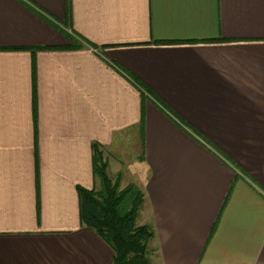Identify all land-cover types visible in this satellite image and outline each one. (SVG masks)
<instances>
[{
    "label": "crops",
    "instance_id": "crops-1",
    "mask_svg": "<svg viewBox=\"0 0 264 264\" xmlns=\"http://www.w3.org/2000/svg\"><path fill=\"white\" fill-rule=\"evenodd\" d=\"M129 144L152 264H264V0H0V264H110Z\"/></svg>",
    "mask_w": 264,
    "mask_h": 264
},
{
    "label": "trees",
    "instance_id": "trees-1",
    "mask_svg": "<svg viewBox=\"0 0 264 264\" xmlns=\"http://www.w3.org/2000/svg\"><path fill=\"white\" fill-rule=\"evenodd\" d=\"M71 41L70 47L82 48L75 45L73 39ZM92 149L93 175L98 186L91 191H78L81 226L93 231L110 247L113 252L110 264H152L150 249L154 232L148 226L137 223L145 200L144 192L135 184L121 188L120 176H114L112 180L107 174V162L101 147L93 145ZM231 192L232 185L220 213Z\"/></svg>",
    "mask_w": 264,
    "mask_h": 264
},
{
    "label": "rangeland",
    "instance_id": "rangeland-1",
    "mask_svg": "<svg viewBox=\"0 0 264 264\" xmlns=\"http://www.w3.org/2000/svg\"><path fill=\"white\" fill-rule=\"evenodd\" d=\"M66 32L70 34L69 29L65 28L64 29ZM134 146L132 144L126 145L124 147V152L126 153L124 157H117L119 159H122L121 162L123 164V168L120 173V187L124 188L127 186V184H135V182H139L137 179V169H136V160L133 158V155L135 154L133 152ZM104 153V151H103ZM143 157L140 156V160H142ZM117 176V175H116ZM109 177L113 180L114 176L112 174L109 175ZM130 183H127V182ZM141 189V188H140ZM145 203V200H144ZM148 215L147 207L142 206L141 210L139 211L138 217H137V223L138 225H143L142 222L144 218ZM151 252V250H150Z\"/></svg>",
    "mask_w": 264,
    "mask_h": 264
}]
</instances>
